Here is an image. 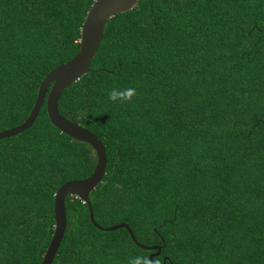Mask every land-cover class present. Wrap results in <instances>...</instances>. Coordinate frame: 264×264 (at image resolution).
Instances as JSON below:
<instances>
[{"label": "trees", "instance_id": "1", "mask_svg": "<svg viewBox=\"0 0 264 264\" xmlns=\"http://www.w3.org/2000/svg\"><path fill=\"white\" fill-rule=\"evenodd\" d=\"M92 0H0V131L27 115L36 86L76 50ZM134 87L131 103L113 88ZM59 116L104 150L85 204L63 199L50 264H264V0H137L108 18L88 71L62 89ZM95 163L41 103L0 139V264H38L65 181ZM157 247L146 250L138 247ZM153 257H150L152 259Z\"/></svg>", "mask_w": 264, "mask_h": 264}, {"label": "water", "instance_id": "2", "mask_svg": "<svg viewBox=\"0 0 264 264\" xmlns=\"http://www.w3.org/2000/svg\"><path fill=\"white\" fill-rule=\"evenodd\" d=\"M136 1L92 0L80 23L77 47L73 55L66 61L52 67L43 75L36 86L34 99L25 118L19 124L0 131V139H2L18 134L27 128L43 102L44 113L49 124L71 140L87 144L94 153L95 163L91 172L86 177L65 181L53 192L51 203V233L38 264H50L58 247L65 226L63 208V199L65 196H72L85 204L87 219L96 229L111 231L122 227L126 230L132 242L135 243L131 232L125 224L117 223L107 227H101L93 222L87 195L100 182L103 175L105 163L104 150L92 133L57 114L55 100L62 89L87 73L88 65L100 42L105 21L116 13L129 10L134 6ZM136 245L146 250H152L153 248L157 250V247L153 246ZM156 253L157 251L149 255H155Z\"/></svg>", "mask_w": 264, "mask_h": 264}, {"label": "clouds", "instance_id": "3", "mask_svg": "<svg viewBox=\"0 0 264 264\" xmlns=\"http://www.w3.org/2000/svg\"><path fill=\"white\" fill-rule=\"evenodd\" d=\"M137 95L136 89L134 87H128L125 89L113 88L109 93V100L113 103L122 102V103H131L133 98ZM153 257L149 259V257ZM128 264H162L159 256L155 255H140L135 256L129 259Z\"/></svg>", "mask_w": 264, "mask_h": 264}]
</instances>
